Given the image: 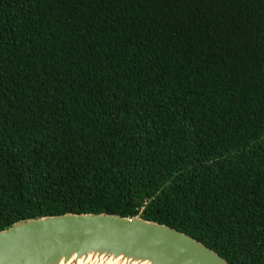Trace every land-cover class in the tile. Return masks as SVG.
<instances>
[{"label": "trees", "instance_id": "1", "mask_svg": "<svg viewBox=\"0 0 264 264\" xmlns=\"http://www.w3.org/2000/svg\"><path fill=\"white\" fill-rule=\"evenodd\" d=\"M65 214L264 264V0H0V232Z\"/></svg>", "mask_w": 264, "mask_h": 264}, {"label": "water", "instance_id": "2", "mask_svg": "<svg viewBox=\"0 0 264 264\" xmlns=\"http://www.w3.org/2000/svg\"><path fill=\"white\" fill-rule=\"evenodd\" d=\"M158 264H231L193 237L141 217L65 214L17 223L0 232V264H29L68 249L103 247Z\"/></svg>", "mask_w": 264, "mask_h": 264}, {"label": "bare ground", "instance_id": "3", "mask_svg": "<svg viewBox=\"0 0 264 264\" xmlns=\"http://www.w3.org/2000/svg\"><path fill=\"white\" fill-rule=\"evenodd\" d=\"M29 264H158L151 257H138L106 246L68 249L54 256L34 258Z\"/></svg>", "mask_w": 264, "mask_h": 264}]
</instances>
